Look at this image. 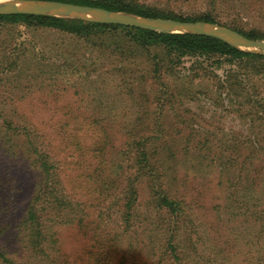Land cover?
Listing matches in <instances>:
<instances>
[{"label":"trees","instance_id":"16d2710c","mask_svg":"<svg viewBox=\"0 0 264 264\" xmlns=\"http://www.w3.org/2000/svg\"><path fill=\"white\" fill-rule=\"evenodd\" d=\"M59 1L182 21L222 23L226 16L229 22L224 24L247 37L264 38V29L254 23L249 25L246 15L252 6L264 5V0H197L195 3L204 8L199 13L177 12L171 5L179 0H166V7L141 0ZM259 10L256 17L263 23L264 7ZM13 25L69 36L72 43L80 47L70 50L62 42L55 48L57 54L67 57L63 65L56 66V72L71 68L83 75L96 74V79L111 81L108 85L113 93L144 99L141 106L150 107L157 103L160 112L156 117L153 112L148 113L147 119L137 114L136 120L130 124L133 127L126 132L119 164L107 162L110 136L107 130L95 124L98 120L94 116L91 122L86 119L88 124L97 126L87 150L98 152V155L85 180L88 183L84 181L88 189L84 194L88 198L83 195L75 197L78 195L76 192H72L71 198L67 191H60V182H63L58 174L63 170L49 145L42 140L43 136L28 125L26 116L14 114V119L12 116L8 118L0 110L6 144L11 147L13 140L24 147L39 176L18 225L25 255L15 259L0 244V264H33L32 258L41 264H68L64 259L59 261L57 253L60 249L55 245V233L47 224L48 215L68 222L73 220L87 235L93 233L95 239L89 254L94 264H146L136 257L132 243L141 234L148 237L143 245L146 249H154L156 240V261L152 264H207V261L196 259L202 255L198 246L200 241L194 239L199 226L197 216L186 195L177 188L180 184L179 168L173 164L179 161L180 155L192 153L203 159L201 163L214 165L219 174L227 177L232 188L230 198L235 202L242 197L236 189L241 177L252 173V183L256 178L264 177V155L259 161L250 159L260 152L264 154V144L252 141L249 145L238 141L218 143L214 141L218 132L210 129L201 133L190 131L189 125L183 124L188 118L185 106L200 102V94H204L213 110L240 113L254 122L258 121V127H262L264 54L241 50L206 35L163 33L76 18L0 14L1 27ZM12 36V33H7V48L11 45ZM3 50L1 56L5 58L0 68L9 70L12 53L8 49ZM85 57L91 59L89 66L85 64ZM48 67L51 71L50 63ZM39 68L43 71L45 66ZM96 88H99L97 84ZM171 115L174 123H163V119L167 120ZM154 120L152 125L142 123ZM254 134L258 136L259 132ZM69 137L75 146L82 148L74 131ZM177 139L184 142L176 143ZM185 181L186 178L182 183ZM142 182L146 183L149 191L145 205L140 202L139 185ZM256 202H264V189L256 196ZM256 202V209L245 212L244 221H241L252 234L251 238L247 232L241 236L242 242L250 245V253L246 254L243 264H264V205ZM93 206L98 210L97 223L91 219ZM2 234L0 230V237Z\"/></svg>","mask_w":264,"mask_h":264},{"label":"rangeland","instance_id":"374dc122","mask_svg":"<svg viewBox=\"0 0 264 264\" xmlns=\"http://www.w3.org/2000/svg\"><path fill=\"white\" fill-rule=\"evenodd\" d=\"M141 1L164 7L167 5L166 0ZM195 2L197 0H179L173 2L171 7L180 13H199L198 11L204 8ZM261 6L264 7L263 4L252 6L248 10L250 13L246 15L249 25L254 23L264 29V22L260 23L256 17L260 14L258 11ZM228 22L225 16L222 23L217 24L230 27L224 24ZM7 33L13 35L9 48L6 41ZM62 42L66 43L70 50L80 47L77 43H72L69 36L53 31L36 30L25 25L0 26V64L4 63L5 57L1 56L3 49H8L9 53H12L9 70L0 68V110H3L8 118L14 114L26 116L28 125L43 136L42 140L49 145L52 155L59 161L61 171L63 170L58 174L63 182V184L60 182L61 193L67 191V194L73 198L72 192H76L78 195L75 197L83 195L84 198H88V195L84 194L88 190L85 187L87 182L85 180L88 178L95 156L98 155V152L87 150L92 142L93 130L99 125L107 130L110 135L107 162L109 164L115 161L119 164L126 132L128 133L133 127L130 124L136 120L137 114L147 119L146 115L153 112L156 117L160 107L157 103L150 107L141 106L140 103H144V99H135L130 94L113 93L108 85L111 81L96 79V74L83 75L75 73L71 68L56 72L58 71L56 66L63 65L67 59L66 56L55 52V48ZM90 61V57H85L87 66ZM48 63L51 64V71ZM41 65L45 66L43 71H40ZM200 97V102L185 106L188 110L185 112L188 118L184 120L187 122L181 123L189 125L190 131L201 133L202 130L210 129L218 132L219 135L214 140L218 143L238 141L249 145L252 141L264 144V125L258 127V121L254 122L250 117H243L240 113L225 109L215 111L204 94H200ZM93 116L98 120L97 123L94 122L97 126L88 124L87 120L91 122ZM71 117H74V120ZM3 122L4 119L0 117V230L3 233L0 244L10 254L9 256L18 259L25 255L18 225L33 195L39 176L24 147L18 146L13 140L11 147L6 144ZM154 122L155 120L142 123L152 125ZM163 123L173 124L172 115L167 120L163 119ZM72 131L82 148L73 144L74 140L69 137ZM254 132H259L258 136ZM168 139L171 140L170 137ZM177 142L183 143L184 140L177 139ZM263 155L260 152L250 159L259 161ZM201 161L203 159H198L189 153L186 156L180 155L179 161L173 164L176 169L179 168L180 184L177 188L186 195L197 216L199 226L194 239L200 241L198 246L202 255L197 256L196 259L207 261V264L235 262L241 264L246 254L248 256L250 253V245L242 242L241 236L243 232L248 233V230L241 221H244L245 212L256 209L254 202L256 196L264 189V184L262 185L264 177L256 178L254 183L251 182L252 173L241 177L236 189L238 195L242 197H238V201L234 202L230 198L232 188L229 187L227 177L219 174L214 165L211 167L205 164L207 162L201 163ZM185 178L186 181L182 183ZM139 188L140 202L145 205V201L149 198L148 187L142 182ZM257 204L264 205V202ZM90 212L91 219L97 223V208L93 206ZM49 218L52 220H48ZM47 224L51 226L52 233H55L57 240L55 245L60 249L57 253L59 261L64 259L68 264H94L89 254L95 239L92 237L93 233L87 235L73 220L68 222L51 215L47 216ZM91 226L95 227V224ZM251 236L252 234L248 233V237ZM236 237L241 242H238ZM147 238L146 234H141L133 240L134 249L136 248L134 254L146 264H152L156 261V240L154 249L150 250L148 247L147 249L143 247ZM32 261L33 264H41L34 258Z\"/></svg>","mask_w":264,"mask_h":264},{"label":"water","instance_id":"95a60500","mask_svg":"<svg viewBox=\"0 0 264 264\" xmlns=\"http://www.w3.org/2000/svg\"><path fill=\"white\" fill-rule=\"evenodd\" d=\"M0 14H32L113 23L163 33H189L219 38L248 52L264 54V38H250L241 32L213 22L182 21L143 16L128 11L77 4L59 0H0Z\"/></svg>","mask_w":264,"mask_h":264}]
</instances>
